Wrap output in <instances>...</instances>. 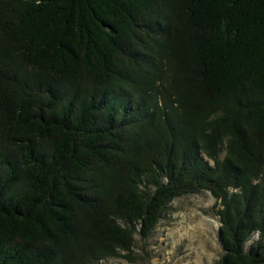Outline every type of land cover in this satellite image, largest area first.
Wrapping results in <instances>:
<instances>
[{
	"label": "trees",
	"instance_id": "obj_1",
	"mask_svg": "<svg viewBox=\"0 0 264 264\" xmlns=\"http://www.w3.org/2000/svg\"><path fill=\"white\" fill-rule=\"evenodd\" d=\"M200 192L217 264H264V0H0V264L129 254Z\"/></svg>",
	"mask_w": 264,
	"mask_h": 264
},
{
	"label": "rangeland",
	"instance_id": "obj_2",
	"mask_svg": "<svg viewBox=\"0 0 264 264\" xmlns=\"http://www.w3.org/2000/svg\"><path fill=\"white\" fill-rule=\"evenodd\" d=\"M217 209L208 192L176 198L147 238L136 231L129 254L99 264H217L222 255Z\"/></svg>",
	"mask_w": 264,
	"mask_h": 264
}]
</instances>
